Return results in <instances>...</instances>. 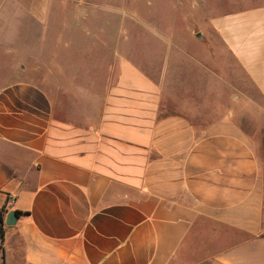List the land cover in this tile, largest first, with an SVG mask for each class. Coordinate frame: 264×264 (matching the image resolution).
I'll return each mask as SVG.
<instances>
[{"label":"crops","instance_id":"1","mask_svg":"<svg viewBox=\"0 0 264 264\" xmlns=\"http://www.w3.org/2000/svg\"><path fill=\"white\" fill-rule=\"evenodd\" d=\"M50 1L0 0V215L22 213L0 264H264L262 160L242 120L264 112V0H175L179 28L121 27L87 50L68 22L60 40H6V12L32 32Z\"/></svg>","mask_w":264,"mask_h":264},{"label":"rangeland","instance_id":"2","mask_svg":"<svg viewBox=\"0 0 264 264\" xmlns=\"http://www.w3.org/2000/svg\"><path fill=\"white\" fill-rule=\"evenodd\" d=\"M216 3H219L220 8H230L240 5H249L252 4L249 1L256 2L257 0H212ZM7 3L11 0H6ZM175 0H51L50 1V12L47 18V26L39 30V28H31L32 32L27 29L29 27L30 18L24 14H11L6 12L4 15L5 22V37L6 40L20 38L21 36L25 39L27 38H51L54 40L61 39V24L68 22L69 25L76 28L75 30H68L64 33V39L75 38L82 41L81 46L87 50L91 42L97 43L103 37L107 38H119V33L121 27H132L133 33L139 35L142 31L137 29L139 25H145L150 30L149 34H153L158 25L163 26H172L175 22L178 23V8H176ZM189 3L191 0L188 1ZM187 2V3H188ZM61 6L62 9L60 8ZM86 9L89 13V18L84 17V14L79 11ZM175 9L176 13H175ZM3 12L0 11V23L3 20ZM177 18V19H176ZM75 24V26L73 25ZM62 28V27H61ZM116 30V31H115ZM82 32H86V35L83 36ZM41 33V34H40ZM132 33V34H133ZM117 36V37H116ZM149 37H152L150 35ZM125 38V35L122 37ZM134 40V36H131V33L128 31L127 39ZM126 39V38H125ZM20 40V39H19ZM92 44V45H93ZM95 47V46H94ZM59 52V46H57ZM89 53L84 51V54ZM94 53L95 50H94ZM82 54V53H81ZM155 58V57H154ZM57 62L50 63L52 69L54 70L55 65H58ZM45 63H42V67L36 75L32 78L35 82L40 85H48V82H51V78L46 76V67ZM146 67L149 70L155 72L157 62L152 61L145 63ZM51 69V68H50ZM243 86L245 91H252L249 84L245 79H243ZM238 99V94L234 93ZM250 97H253L260 102L258 97L251 92ZM236 99V100H237ZM234 102V100H232ZM261 103V102H260ZM247 116L242 119L245 120L244 128L246 132L257 142L258 151L262 160V172L264 174V112H258L254 110H249L246 112ZM261 116V117H260ZM199 250L200 245H197ZM186 251V248L180 251V255ZM196 253L198 252L195 250ZM201 252V250H200ZM198 254V253H197ZM201 256V255H200ZM193 262V261H189ZM189 264V263H186ZM192 264H213L210 262L207 263H197Z\"/></svg>","mask_w":264,"mask_h":264},{"label":"water","instance_id":"3","mask_svg":"<svg viewBox=\"0 0 264 264\" xmlns=\"http://www.w3.org/2000/svg\"><path fill=\"white\" fill-rule=\"evenodd\" d=\"M17 220H18L17 213L14 212V211H11L7 215L5 224H6L7 227H12V226H14L16 224Z\"/></svg>","mask_w":264,"mask_h":264},{"label":"trees","instance_id":"4","mask_svg":"<svg viewBox=\"0 0 264 264\" xmlns=\"http://www.w3.org/2000/svg\"><path fill=\"white\" fill-rule=\"evenodd\" d=\"M18 215H21L22 213L21 212H17ZM4 218L0 215V238L3 239V229H4Z\"/></svg>","mask_w":264,"mask_h":264}]
</instances>
